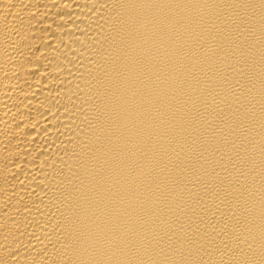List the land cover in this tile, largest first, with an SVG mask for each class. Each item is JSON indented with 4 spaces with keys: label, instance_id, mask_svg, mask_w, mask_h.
I'll list each match as a JSON object with an SVG mask.
<instances>
[{
    "label": "bare ground",
    "instance_id": "1",
    "mask_svg": "<svg viewBox=\"0 0 264 264\" xmlns=\"http://www.w3.org/2000/svg\"><path fill=\"white\" fill-rule=\"evenodd\" d=\"M0 264H264V0H0Z\"/></svg>",
    "mask_w": 264,
    "mask_h": 264
}]
</instances>
